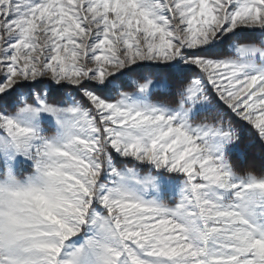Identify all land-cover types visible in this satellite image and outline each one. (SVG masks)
I'll use <instances>...</instances> for the list:
<instances>
[{
    "label": "snow or ice",
    "instance_id": "6c2138e0",
    "mask_svg": "<svg viewBox=\"0 0 264 264\" xmlns=\"http://www.w3.org/2000/svg\"><path fill=\"white\" fill-rule=\"evenodd\" d=\"M264 0H0V264H264Z\"/></svg>",
    "mask_w": 264,
    "mask_h": 264
},
{
    "label": "trees",
    "instance_id": "16d2710c",
    "mask_svg": "<svg viewBox=\"0 0 264 264\" xmlns=\"http://www.w3.org/2000/svg\"><path fill=\"white\" fill-rule=\"evenodd\" d=\"M245 167H256L260 168L261 166H264V158L261 157V153L259 149L255 150L254 156L247 159V161H241Z\"/></svg>",
    "mask_w": 264,
    "mask_h": 264
}]
</instances>
